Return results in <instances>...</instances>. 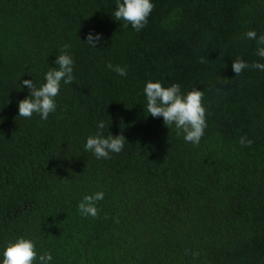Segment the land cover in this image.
Wrapping results in <instances>:
<instances>
[{"label": "trees", "instance_id": "1", "mask_svg": "<svg viewBox=\"0 0 264 264\" xmlns=\"http://www.w3.org/2000/svg\"><path fill=\"white\" fill-rule=\"evenodd\" d=\"M151 2L137 32L117 0H0V262L23 237L49 264H264V71L232 70L264 63L245 36L264 35V0ZM65 45L74 82L55 112L18 116L23 81L45 83ZM149 81L204 91L198 145L149 115ZM101 121L126 139L110 159L84 148ZM96 192L98 216H82Z\"/></svg>", "mask_w": 264, "mask_h": 264}, {"label": "clouds", "instance_id": "2", "mask_svg": "<svg viewBox=\"0 0 264 264\" xmlns=\"http://www.w3.org/2000/svg\"><path fill=\"white\" fill-rule=\"evenodd\" d=\"M154 9V4L151 0H117L116 11L114 12L115 20L126 21L125 27L130 24L137 32L146 27L148 18ZM247 39L256 40L259 47L257 55L264 58V35H260L257 39V33L254 30H249L245 34ZM93 36L88 35L87 41L90 47L96 48L93 43ZM95 40H101V36L97 35ZM69 45H65L61 50L62 54L56 57L54 63L58 66L51 68L45 74V83L40 87H36L33 80H24L23 86L29 90V96L21 100L18 105L19 115L23 118H31L32 115L38 114L41 119L47 120L50 113L55 112L57 108L56 97L59 95L61 81L64 84H72L73 76V58L68 54ZM106 67L114 71L120 76H126V68L119 65L108 63ZM254 68L264 71V63H253L249 65L247 62L237 58L232 63V70L236 76H239L244 69ZM144 93L147 100V112L153 118H163L164 125L168 128L175 125L177 135L183 133L184 140L193 145H198L204 135V130L207 127L206 123V108L204 107V91L193 88L187 94L181 93L180 85L177 83L171 84L169 87H164L161 82L149 81L144 87ZM105 128V123L101 121L98 124V129L94 136L87 138L84 145L85 151L92 152L97 159H110V153H120L125 144L123 134L118 136L109 135L105 137L102 130ZM240 145L251 147L253 141L246 137H241ZM104 198L103 192H96L92 195H85L79 203L78 209L82 216H98L99 209L96 204ZM3 259L0 264H49L52 260L50 252H45L42 255H37L36 242L28 238H17L14 242H9L3 250ZM198 256V253H193V257Z\"/></svg>", "mask_w": 264, "mask_h": 264}]
</instances>
